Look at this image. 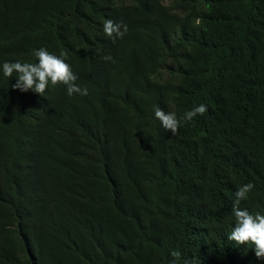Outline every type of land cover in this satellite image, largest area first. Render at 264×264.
I'll return each instance as SVG.
<instances>
[{
	"label": "trees",
	"instance_id": "trees-1",
	"mask_svg": "<svg viewBox=\"0 0 264 264\" xmlns=\"http://www.w3.org/2000/svg\"><path fill=\"white\" fill-rule=\"evenodd\" d=\"M40 48L88 94L0 70V264H264L227 239L239 187L264 214V0H0V65Z\"/></svg>",
	"mask_w": 264,
	"mask_h": 264
},
{
	"label": "clouds",
	"instance_id": "clouds-1",
	"mask_svg": "<svg viewBox=\"0 0 264 264\" xmlns=\"http://www.w3.org/2000/svg\"><path fill=\"white\" fill-rule=\"evenodd\" d=\"M103 33L113 39H122L127 33L126 24L114 23L111 19L103 22ZM36 63L4 62L0 65V70L5 78L11 79L15 73L16 83L11 85L13 90L21 92L32 91L40 96H44L49 84L56 86L63 84L68 96L74 94L87 95L88 89L81 88L77 83L78 77L73 73L69 64L64 59L48 52L45 48L33 51ZM105 61H112L111 56L103 57ZM207 111L204 104L195 106L183 116L185 122H190L198 114L203 115ZM154 116L159 120L161 127L165 131H170L175 135L180 128V120L174 112H165L162 108L154 109ZM254 184L248 183L238 188L235 192V201L232 206V216L234 227L227 239L234 241L236 245H251L257 259H264V214H251L246 208H240V202L248 198V193L252 191ZM170 255L174 258L172 264H176L181 256L179 251L173 250Z\"/></svg>",
	"mask_w": 264,
	"mask_h": 264
}]
</instances>
